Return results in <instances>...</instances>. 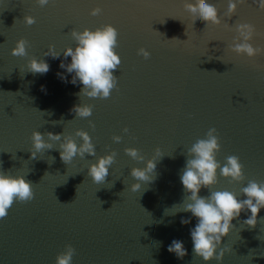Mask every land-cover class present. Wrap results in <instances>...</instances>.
Listing matches in <instances>:
<instances>
[{
    "label": "water",
    "instance_id": "water-1",
    "mask_svg": "<svg viewBox=\"0 0 264 264\" xmlns=\"http://www.w3.org/2000/svg\"><path fill=\"white\" fill-rule=\"evenodd\" d=\"M207 2L217 7L221 26L193 23L185 0H49L43 7L36 0H0V171L24 175L35 193L30 202H14L0 219V264H55L66 244L76 249L72 264H205L192 251L196 218L182 211L187 194L180 175L188 149L215 128L221 144L216 159L223 166L227 156H238L245 179L230 182L218 170L211 191L246 199L241 189L248 181L264 182V55L249 60L231 52L237 33L223 26L253 24L258 33L253 46L264 47V11L247 0L228 19V0ZM94 7L101 14L90 15ZM25 15L36 23L26 25ZM104 24L118 31L115 51L121 64L113 74L119 90L107 99L79 97L83 85L72 84L73 74L59 67L62 53L76 46L72 29ZM21 38L29 42L28 55H11ZM49 44L60 58L43 56ZM141 47L150 52L148 59L137 54ZM32 57L44 59L50 70L27 72ZM78 104L92 105V115L76 118L70 110ZM78 129L89 133L95 156H77L66 165L59 142H52L54 149L30 159L34 130L64 132L79 144ZM114 135L122 140L114 142ZM128 147L138 149L144 161L126 155ZM156 147L164 156L157 158L155 179L132 192L137 181L131 168L144 167ZM113 150L117 155L106 182L93 183L88 165ZM200 195L209 191L202 188ZM250 215L244 211L232 221L233 229L221 241L232 253L222 264H264V209L254 228L243 224ZM182 218L190 223L181 224ZM173 240L182 241L188 252L182 260L167 250Z\"/></svg>",
    "mask_w": 264,
    "mask_h": 264
},
{
    "label": "clouds",
    "instance_id": "clouds-1",
    "mask_svg": "<svg viewBox=\"0 0 264 264\" xmlns=\"http://www.w3.org/2000/svg\"><path fill=\"white\" fill-rule=\"evenodd\" d=\"M36 3L43 7L49 4V0H36ZM245 3H247V0H228L227 11L224 13L225 18L230 19L233 17L236 14L238 5ZM253 3H257L259 10L264 11V0H253ZM183 6L185 11L192 16L193 23L199 19L206 26L219 27L222 24L217 7L208 3L207 0H194V2L185 0ZM101 12L100 7H94L91 9L90 15L97 16ZM23 22L31 26L36 23V20L31 15H25ZM223 26L227 30H234L237 33L233 42L228 46L231 52L238 56H246L249 60L264 55V47L253 46L252 41L258 34L253 24L236 23L234 26H230L228 23H224ZM70 35L76 42V46L75 48L67 47L64 49L62 53L64 60L61 61L59 67L65 69L67 73L73 74L70 81L72 84L75 85L79 82L83 85L76 95L89 98H109L113 89L119 90L118 77L113 74L121 64V58L115 51L118 47L117 29L111 24H104L95 30L84 28L83 31H77L72 29ZM185 35L187 36L186 29ZM171 40L179 39L172 38ZM28 46L30 45L26 39L17 40L15 47L11 49V55L26 57ZM137 54L145 59L150 57V52L143 47L137 50ZM43 56L58 59L61 57V53L55 50L54 45L49 44ZM69 57L71 62L65 63L64 61ZM49 70L50 66L44 59L38 60L32 57L27 61V72L46 74ZM58 75L61 76V79H66L60 73ZM70 111L75 113L76 118H88L92 115L93 106L78 104L73 106ZM88 123L89 127L95 130L94 122L89 120ZM122 131L128 133L129 129L125 127ZM45 135L48 138L47 140L44 139ZM75 137H79L82 142L77 144L72 135L64 132L53 133L49 131L41 133L34 130L30 137L32 142V149L29 150L31 152L30 159H37V154L44 150L54 149L52 142H59L60 159L66 165L71 164L77 156L84 159L86 155H96L95 145L92 143V138L87 131L78 129L75 132ZM112 140L119 143L122 137L114 135ZM220 150L219 134L215 128H210L205 138L197 139L188 149L186 163L180 175V182L187 194L182 203V211L191 213L197 221L195 227L190 229L192 251L205 264H209L213 260L217 261L218 264H222L225 254L232 253V248L221 247V241L229 235L234 227L232 221L239 218L241 212L248 211L251 213L243 221V224L254 228L257 225L260 210L264 209V182L248 181L247 186L241 189V193L246 199H238L235 193L226 190L211 191L212 187L218 183V170L219 175L229 179L230 182H242L245 179L244 166L239 157L236 155L227 156L222 166L216 159V154ZM124 152L136 161L143 162L145 159L136 148L128 147L124 149ZM116 155L117 153L113 150L109 154L98 157L95 163L88 165L87 175L93 183L103 184L106 182L109 169L115 162ZM163 156L161 149L156 147L153 157L146 161L144 167L131 168L130 175L137 181L130 186L132 192L141 189V182L148 184L155 179L157 158L160 159ZM54 162L55 157H51V163ZM32 185L33 183L26 180L24 175L13 176L0 171V219L7 217L8 210L14 202L27 203L34 199L35 193ZM202 188L207 189L209 195L201 196L200 191ZM103 203V201H100V205ZM189 223V219H181V224L187 225ZM218 249L219 253L217 254ZM167 250L169 253H174L181 260L188 255L183 242L180 240H173ZM75 252L76 249L71 244H66L64 250L57 254L55 264H72Z\"/></svg>",
    "mask_w": 264,
    "mask_h": 264
}]
</instances>
